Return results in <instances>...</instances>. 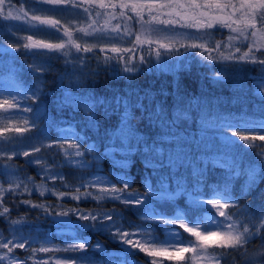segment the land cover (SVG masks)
Segmentation results:
<instances>
[{
    "label": "trees",
    "instance_id": "trees-1",
    "mask_svg": "<svg viewBox=\"0 0 264 264\" xmlns=\"http://www.w3.org/2000/svg\"><path fill=\"white\" fill-rule=\"evenodd\" d=\"M231 1V0H230ZM75 7L54 6L41 3L40 0H6L10 6L5 7V14L8 11L15 12L23 16L27 12V22L25 20L13 21L4 20L0 17V96L11 89L15 91L20 105H32V113H24L21 109L12 108L1 111L2 118L9 117L11 120L3 119L0 131V189H15V194L7 191L0 192V198L7 201L6 206L12 209L9 220L19 221L17 227L20 229L18 235L26 236L30 241H34L32 249L48 247L50 249H63L65 241L72 242L76 230L69 227L57 229L51 225V217L45 214L43 208H31L29 204L21 201H29L31 204L48 205V212L62 213L79 208L85 212H103L115 209L116 222L129 231H134L136 227H143L144 234L135 237L141 243H151L156 248H169L181 246H195L196 252L184 254V260H169L161 257H149L139 251L128 252L126 245L119 243L108 232L99 230L83 229L81 234L86 237L91 245L100 243L107 249L112 259L119 264L120 258H126L129 264H151L156 259L158 264H247L248 256L254 251L261 250L264 245V232L252 238L242 249L236 251L232 248H220L217 246L201 249L196 244V238L179 229L176 224L164 225L155 223L151 220L142 219L139 208H128L123 203L105 198L106 193L100 188L91 184L94 178H105L114 186L120 187V177L125 173L126 179L132 185V190L142 193L146 183V176L150 170H146L139 156L132 158L131 166L127 169H114L107 160H100L90 166L79 167L69 164L63 155V148L47 145L57 139L58 128L68 127L69 124L80 132L82 136L89 139L86 145L96 142L97 150L103 151V137L97 134L94 129L85 128L86 115L84 110L73 112L65 110L57 112L53 101L57 97H62L64 90L71 82L79 79L80 85H72L78 94L82 96H112L115 94L131 95L135 99L136 95L142 96L146 90L156 94V101L160 102L169 116L175 108L187 111L191 116V121L182 122L180 127L186 135L182 139L195 144L194 155L201 149H210L206 153L207 161H215L214 152L223 151V145L218 137L228 135L234 143L230 147V154L244 165H252L259 169L262 162L257 155L264 151V141H248L254 147L245 146L244 141H240L238 136L231 137L233 131L241 135H264V128L257 127L262 115H264V103H261L255 92V84L261 77H264V68L259 64L253 63L250 59L236 61L237 57H243L249 53V40H245L240 34L239 29L243 24H235L237 19H245L240 13L233 14L232 19L228 20L232 29H224L218 25L212 28H192V27H172L152 21L151 17H146L147 22L136 20L128 7H120L124 10L123 15L113 21L120 25L119 38L116 32L104 31L102 35L97 30L90 31L87 25L92 23L90 12H85L84 2L73 0ZM81 3V4H80ZM113 3L105 4L104 8L94 4L97 10L105 11L111 8ZM93 7V8H94ZM36 15L41 20L59 21L58 28L50 25L40 24L31 21L30 17ZM250 19V18H249ZM32 25H37L32 27ZM250 31V30H249ZM257 35L251 39L255 40L254 47L264 50V27L258 22L256 24ZM130 33V34H129ZM246 34V33H245ZM43 41L45 43L64 44L63 49H25L24 44L30 43L28 37ZM92 38V39H91ZM233 38V39H230ZM97 41L96 44L86 43L85 40ZM105 40L106 43H100ZM115 42V43H110ZM81 47H91L94 53L82 54L85 59V66L81 67L80 62L74 60L76 55L75 45ZM169 45L168 49L160 48V45ZM196 44L198 47L192 48ZM217 44L220 45L217 48ZM113 47L128 49L131 51H121L113 53L110 51L100 52L101 48L111 49ZM239 48L237 52L236 49ZM18 49V51L16 50ZM161 52L162 62L155 65L157 61L156 51ZM228 53L232 59L222 58L224 53ZM123 57V59H113L107 61L106 57ZM140 56L145 57V70L134 73L133 78L129 79L128 74L120 71L124 67L125 61L129 66L135 64L140 66ZM211 56L212 59H208ZM255 56L264 58V51L255 52ZM72 61L66 64L65 61ZM153 65H149L148 62ZM29 65L32 67L30 68ZM215 72H224L228 75V80L223 84H217L213 80ZM175 79L179 82L178 92L174 85ZM232 83L243 84L244 93L237 97V93L232 88ZM7 86V87H5ZM37 89L42 90L40 102L33 104L31 92ZM79 97L71 93L64 92V103L78 101ZM59 100L57 103L59 104ZM150 107V105H149ZM220 114L225 118L231 119L236 127L229 128L227 132L219 130L216 135L206 132V129L214 127V122L202 118L200 125L196 122L199 115L204 112ZM99 112V110H98ZM14 118L20 119L14 122ZM36 120L37 128H33L32 121ZM56 120L67 121L68 123H58L57 127L49 128V122ZM242 124V126H238ZM102 128H110L115 125V118L111 120H101ZM29 129L23 133L14 131H3L14 128ZM142 130L148 135L155 134L156 129L147 126L142 121ZM198 127L200 128L199 132ZM83 130V131H82ZM64 135H70L64 133ZM199 139H193V137ZM43 145V147H41ZM86 145H82L86 146ZM33 146L41 147V151L33 153L32 157H24L23 152H32ZM67 145H64L66 148ZM188 151V149H185ZM196 155H200L199 152ZM39 156L40 163H29L28 160L36 159ZM85 160L91 161V156H85ZM169 159L174 162L177 157L169 154ZM191 159V157H189ZM175 166V163H174ZM204 165L202 164L201 167ZM208 187L201 189L203 195L201 199L210 203L192 204L187 198L174 201L166 199H154L152 207L161 214V217L178 219L175 215H184L189 226L198 227L200 230L220 231L227 233L230 231L227 225L232 223L235 228L231 231L235 234L242 231L240 222L245 221L247 215L259 216L264 214V180H261L258 188L250 195H241V190L246 189V177L238 178L230 187L231 196H239V207L231 198H219L216 193L223 191L222 172L223 169L213 167V163L208 162ZM58 172L63 179H48V174ZM101 181V180H100ZM84 184L85 187H80ZM19 185V187H17ZM77 189H79L77 191ZM85 192L79 199L73 198L72 193ZM43 193V195H41ZM61 193H65L61 197ZM67 194V195H66ZM107 195H111L108 193ZM229 205L228 209H223L226 213L231 212V220H225L219 216V211L213 206L216 204ZM146 207H150L146 206ZM3 209L0 207V212ZM198 223V224H197ZM83 228V225H80ZM171 230L179 232L178 239L184 242L173 244L169 235ZM13 232L11 225L0 216V238L12 239ZM47 237L49 243H45ZM215 239V238H214ZM191 242V244H189ZM32 249L27 252L16 249V253L23 259L30 256ZM92 249H89L90 254ZM58 255V256H54ZM62 255V256H60ZM84 259L78 253H68L63 251L36 252L35 257L28 260V264H38L43 259L48 260V264H56V258ZM95 264H102L101 258L97 255L94 258Z\"/></svg>",
    "mask_w": 264,
    "mask_h": 264
},
{
    "label": "snow or ice",
    "instance_id": "snow-or-ice-1",
    "mask_svg": "<svg viewBox=\"0 0 264 264\" xmlns=\"http://www.w3.org/2000/svg\"><path fill=\"white\" fill-rule=\"evenodd\" d=\"M41 3H47L54 6H73L75 3L73 0H40ZM88 3H93V0H88ZM10 6V3H6V0H0V17L4 20H13L20 21L25 20L27 22L28 14L27 12L21 15H14L11 11H8L6 14L4 12L5 7ZM193 9L200 7L211 8L216 7L217 9H223L229 7L228 4H221L218 2L213 4L211 2L206 4H199L197 0H191V3L187 5ZM100 7L104 8L105 5L103 2L100 3ZM113 8L117 7L115 4L112 5ZM120 7H128L127 4H121ZM132 9L135 11L138 8H146L151 14L154 9H165L172 8L173 11L167 13L169 16L175 15L178 19H168V20H159L158 22L166 26H176L179 27H194L200 26V22L196 21L195 24H185L182 23V20L187 19L183 16L179 9L185 7V4L181 3V0H151V2L144 4H133L131 5ZM233 8V14L239 12L241 17L245 19H237L233 21L235 24H243L244 27L239 29L241 35L244 36L245 40H249V53H245L243 57H237L236 61L244 59H250L253 63L259 64L264 68V58H259L255 56V52L264 51L260 48L254 47L255 40L251 39L257 35L256 24L257 22L264 27V0H241L239 8L236 5H231ZM84 11L90 12V9L85 8ZM202 13L201 15H204ZM123 15V13L121 14ZM113 18H115L113 14ZM250 18V19H249ZM142 19V17H141ZM31 21H37L40 24L50 25L53 28H58L59 21L53 20H41L39 16L33 15L30 17ZM152 21H157V16L153 15L151 17ZM219 22V21H218ZM37 25H32L36 27ZM207 28H212L214 25L211 22H207L203 25ZM224 26L230 27L231 25L224 24ZM120 25H116V37L119 38ZM250 30V31H249ZM102 35H104V30H99ZM246 33V34H245ZM130 34V33H129ZM233 39V38H230ZM28 40L30 43L23 45L25 49L30 48H42V49H63L64 44H51L41 41H33L32 37L29 36ZM169 45L161 44L160 48L168 49ZM192 48L198 47L196 44L191 45ZM220 47L219 44L216 46ZM76 55L73 57L74 60L80 62V66H85L84 55L87 53H94V49L91 47H81V45H75ZM18 51V49H16ZM98 51L100 52H113L120 53L121 51H131L128 49H120L113 47L110 50L101 48ZM239 51V48L236 49ZM157 61L155 65H160L162 62L161 52L156 51ZM113 59H123V57H106L107 61ZM208 59H212L211 56ZM223 59L228 60L232 59L230 56H224ZM141 64L137 66L132 64L129 66L128 62L125 61L124 67L120 69L125 74H128V78L132 79L134 73L141 72L145 70L144 63L145 57L140 56ZM66 64H72L73 68H76L77 65L72 63V61H65ZM149 65H153L150 61ZM31 68L32 66L29 65ZM213 80L217 84H223L228 80V75L224 72H215L213 74ZM80 80L77 79L70 83V85L64 90L71 93L73 96L79 97L78 101L73 103H64V92L62 97H57L53 103L55 104L57 112H63L65 110H71L73 112H79L84 110L86 115L85 128L94 129L97 134H101L103 137V151H98L96 142L93 141L91 145H86L87 139L86 135L82 136L80 132L75 131V129L69 124L68 127H59L57 139L52 143H49L47 147H58L63 148V155L65 160L69 164H75L79 167H84L86 165H91L92 163L99 162L100 160H107L110 162L111 166L114 169H127L131 166L132 158L134 156H139L144 164L146 170H150L146 176V183L144 186V191L138 193L132 190V185L126 179L125 173L120 177L121 186L119 188H107L101 189V191L106 193L105 198L112 199L123 203L128 208H139L142 213V219L151 220L155 223H161L164 225L176 224L179 229H183L185 232L189 233L191 236L196 238V244L201 249H208L212 246H217L220 248H232L236 251H239L247 244L252 238L259 236L264 232V214L259 216L247 215L245 221L240 222V228L242 231H237L235 234L231 231L235 228V225L229 223L227 225V233L220 231H209L207 229L200 230L198 227L189 226V223L185 222L184 215L177 213L175 216L178 219H172L167 217H161V214L153 208L152 202L154 199H166L168 201H174L177 198L181 200L187 198L192 204L199 205L201 203H210V201H205L201 199L203 193L201 189L208 187V167L207 163H213V167H219L223 169L222 172V188L223 191H218L216 195L223 198L233 199L235 205L239 207V196H231L229 189L231 185L238 179L246 177L245 185L246 189L241 190V195H250L254 192L261 180H264V162L261 163L259 169L252 165H244L242 162L237 161L230 154V147L234 143L228 135H220L218 139L223 145V151H216L215 161H207L206 153L211 152L210 149H201L197 152L200 155H195L194 150L197 149L195 144H189L182 139V135H186L184 130L180 127L182 122L191 121V116L187 111H184L180 108H175L171 115L169 116L168 112L165 110L163 105L156 101V94H153L150 90H146L142 96L136 95L135 99L131 95L125 94H115L112 96H96V95H86L82 96L78 94L75 90V87L72 85H80ZM174 85L175 89L178 92L179 82L175 79L174 75ZM243 84L232 83V88L237 93V97H240L244 93ZM259 93L258 97L261 103H264V77H261L259 81L255 84L256 95ZM42 90L37 89L31 92V99L33 104L40 102V97L42 95ZM59 100V104L57 103ZM150 105V107H149ZM12 108L21 109L24 113H32L34 111L32 105H20L16 104L11 100H3L0 102V109L8 110ZM99 110V112H98ZM115 118V125L110 128H102L101 120H111ZM207 119L214 122V127L206 129L211 135H216L219 130L227 132L229 128L236 127L237 125L233 123L231 119L225 118L220 114L210 113L208 111L199 115L197 119L198 126L200 125L201 119ZM146 122L147 126L150 128H155V134L148 135L142 130L141 124ZM58 123H68L67 121L61 120L57 122L55 119L49 122V128L57 127ZM33 128H37V122L34 119L32 121ZM242 126V124L238 125ZM257 127L264 128V115H262ZM27 128H14V129H5L3 131H14L16 133H23L28 131ZM200 128L198 127V132ZM83 131V130H82ZM64 133H70V135H64ZM0 135H3V132L0 131ZM240 141L245 142V146L254 147L252 144H248V141L260 140L264 141V135H241L239 132L233 131L231 137H237ZM193 139H199V137H193ZM64 145H67L64 148ZM82 145H86L83 146ZM43 147V145H41ZM41 147L33 146L32 152L24 151L22 154L24 157H32L33 153L41 151ZM188 149V151H185ZM74 150V151H73ZM173 154L177 157V161L169 159V154ZM91 156V161L85 160V156ZM257 155L264 161V151H260ZM191 157V159H189ZM29 163H40V159H29ZM175 163V166H174ZM204 165L201 167V165ZM53 181L57 178L63 179L62 175L58 172L51 174L49 177ZM91 184L99 183V178H95L90 181ZM19 187V185H17ZM80 187H85L84 184H81ZM79 189H77L78 191ZM7 191L11 194H15V189L9 188L6 190L0 189V192ZM110 193L111 195H107ZM43 195V193L41 194ZM61 197L65 193L60 194ZM79 199L80 197H76ZM23 204H29L31 208H43L45 214L51 217V225L55 226L58 230L64 227H69V224L63 223L68 221L71 225V228L76 230L75 236L72 238V242L65 241V247L63 249H50L48 247H40L39 249H32V244L34 241H30L28 237L18 235L20 229L17 227L19 221L9 220L8 217L12 209L6 206L7 201L0 198V207L3 211L0 212V216L4 217L5 220L11 225L13 237L12 239H3L0 238V264H28V260L35 257L36 252H49V251H63L68 253H78L82 256H85L84 259L72 258L66 256L63 258V261H56V264H95V256L101 258L102 264H116V262L109 255L107 249L100 243L91 245L90 242L86 239L85 236L81 234L83 229L99 230L103 232H108L114 239H117L119 243L126 245L128 252L125 253V257L132 251H139L144 253L149 257H161L167 258L169 260H184V254L188 252H196L197 248L195 246H181L176 247L174 250H169V248H156L151 243H141L140 240L136 239L138 235L144 234L143 227H136L134 231H129L117 224L116 222V211L115 209L103 211V212H85L81 211L79 208L71 210V213L68 211L62 213L48 212V205H38L31 204L29 201H21ZM150 207H146L149 206ZM218 211L219 216L224 217L225 220H231L232 213L225 212L223 209H228L229 205L216 204L213 205ZM198 224V223H197ZM83 225V228L80 227ZM169 235L172 239V243H179L183 245L184 242H180L178 239L179 232L171 230ZM215 238V239H214ZM45 243H49L47 237L44 238ZM191 244V242H189ZM16 249L23 250L27 252L29 249H32L30 256H25L23 259L17 255ZM89 249H92L89 253ZM248 256L247 264H264V245L261 246V250L254 251V254ZM38 264H48V260L43 259ZM119 264H129L126 258H120ZM151 264H158L156 259L151 261ZM218 264V262H217Z\"/></svg>",
    "mask_w": 264,
    "mask_h": 264
},
{
    "label": "rangeland",
    "instance_id": "rangeland-1",
    "mask_svg": "<svg viewBox=\"0 0 264 264\" xmlns=\"http://www.w3.org/2000/svg\"><path fill=\"white\" fill-rule=\"evenodd\" d=\"M78 1H81L82 3L84 2V5L81 6L82 8L86 7L88 9H90V13H91V16H92L93 20H92L91 24L87 25V28H88V30L91 29L90 31H93V32L95 30H97L98 28H99V30L103 29L104 31H113V32H115L114 30L116 29V25L118 23L117 22L115 23L113 20L118 17L117 15H121L122 13L123 14L125 13L124 10H121L118 7V5H116L117 3H120V5L121 4H127L128 5V9L131 10V14H133L136 17V20L139 19V21H141V23L142 22H147L146 17L148 18V16H153V15L157 16V20L158 21L159 20H168V19H173V20L178 19V17H176L175 15L169 16L167 14V13L173 11L172 8H165V9H158L157 8V9H154L151 12V14H149V12H148V10L146 8H143V9L138 8V9H136L134 11L132 9V7H131V5H133V4H137V5L144 4V3L151 2V0H93V3H91V4L88 3V0H78ZM101 2H103L104 5L107 4V3L108 4L113 3L117 7H115V8H113V7L110 8L109 7L108 9L106 8L105 11L97 10V8L94 7L93 5L97 4V3H98V5H100ZM209 2L215 4L217 2V0H197V3H199L201 5L209 3ZM218 2L221 3V4H228L229 7L223 8V9H217L216 7L213 6L211 8L200 7V8H197V9H193V8L187 6V5H189L191 3V0H181V3L185 4V7L182 8V9H179V11L181 12V14L183 16L187 17V19L182 20L181 22L185 23V24H195L196 21L200 22V26H194L192 28H196V27L200 28V29L201 28H207V27H204L203 25L206 24L207 22H211V23H213V25H218L221 28L232 29L234 25H231L230 27H228V26H224V24L226 23V24L230 25L228 20L232 19L233 11H234L233 8L231 7V5L234 4V5H236L237 8H239L241 0H231V1L230 0H218ZM202 13H205V14L201 15ZM13 14L14 15H18L15 12ZM113 14H114L115 18H113ZM141 17H142V19H141ZM32 40L33 41H38V40H34V39H32ZM85 42L86 43L96 44L97 41L95 42L93 40L86 39ZM100 43H106V41L103 40ZM110 43H115V42H110ZM39 49H42V48H39ZM224 56H229V55H228V53L225 52L222 55V58ZM5 87H7V86H5ZM3 92H5V93H3L0 96V102H2L3 100L7 99V100L13 101L16 104L18 103V99H17L18 97L14 96L15 95V91L13 89H11V93L8 90H4ZM3 110L4 109H0V112L3 111ZM4 118L7 119V120H11V119H9V117H4ZM4 118H2V115L0 113V127H2V125H3V122H4L3 119ZM19 121H20V119L14 118V122H19ZM37 158H39V156ZM51 174H53V173H51ZM51 174H48V175H51ZM49 177H48V179H49ZM94 185L96 187L100 188V189H107V188H112V187L116 188V186H114L110 182H107L105 178H99V183H96ZM117 188H119V187H117ZM84 193L85 192L82 191V192H79V193L78 192L77 193H72V195L74 196L73 198H76V197L84 196L85 195ZM172 248L174 249L176 247H172ZM54 256L56 257L58 255L54 254ZM60 256H62V255H60ZM56 260H60L61 262L63 261L62 258H56Z\"/></svg>",
    "mask_w": 264,
    "mask_h": 264
}]
</instances>
